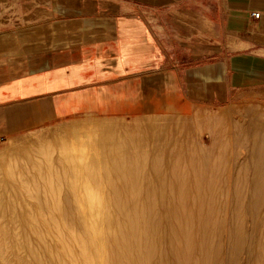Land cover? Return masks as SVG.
I'll return each mask as SVG.
<instances>
[{"label":"crops","instance_id":"obj_1","mask_svg":"<svg viewBox=\"0 0 264 264\" xmlns=\"http://www.w3.org/2000/svg\"><path fill=\"white\" fill-rule=\"evenodd\" d=\"M249 101L264 105V0H0V138Z\"/></svg>","mask_w":264,"mask_h":264},{"label":"bare ground","instance_id":"obj_2","mask_svg":"<svg viewBox=\"0 0 264 264\" xmlns=\"http://www.w3.org/2000/svg\"><path fill=\"white\" fill-rule=\"evenodd\" d=\"M211 121L212 125L206 132L208 136L218 142L228 141L231 146L218 150L230 155L227 162L224 164L223 156L218 154L211 160L209 170H205V161L191 156L189 160L168 164L172 170L154 169L149 173L122 171L119 167L131 163L119 150L114 156L94 152L95 156L86 162L89 152L86 148L72 157L62 142L69 136L73 150L77 151L79 142L94 136H91V130L65 127L55 131L57 141L61 142L58 145L61 154L57 160L83 169L75 170L70 166L60 173L48 171L69 176L65 179L17 181L56 186L33 185L29 188L22 185L17 186L18 190L12 185L3 187L8 193L0 192V201H7L4 204L0 202V264H201L199 261L206 264L211 257L222 258L232 234L230 223L234 205L239 203L243 209L252 196L253 188L264 186V129L255 132L260 137L257 143L248 144L249 147L245 148L238 142L252 134L241 124L224 121L221 117ZM40 139L39 142L42 141ZM36 141L11 143L8 152L0 156V174L9 176L46 158L44 151L51 147L50 143H44V148L39 143L38 149H33ZM197 148L200 150L199 146ZM243 150L250 151V154L239 159L238 155ZM17 155L22 157L18 159ZM132 158L137 159V156ZM138 160H132V165L139 164ZM87 166H110L116 170L98 168L90 171ZM256 169L259 171L255 175ZM110 175L117 178L106 177ZM9 179V184L16 183L12 176ZM78 186H86L91 203L99 199L100 206L92 207L85 214L76 212L74 203L77 202ZM41 190L43 198L39 195ZM20 191L31 193L26 198L33 199L35 203L25 202ZM261 197L264 200V193ZM261 206L264 209V201ZM262 213L264 217V210ZM240 220L239 228L242 229L245 220ZM255 228L258 238L264 240V221ZM243 234L242 240L249 245L252 237L250 239L246 233ZM250 245L242 255H237V249L232 248L230 264H249Z\"/></svg>","mask_w":264,"mask_h":264},{"label":"rangeland","instance_id":"obj_3","mask_svg":"<svg viewBox=\"0 0 264 264\" xmlns=\"http://www.w3.org/2000/svg\"><path fill=\"white\" fill-rule=\"evenodd\" d=\"M211 2L215 3V0H211ZM192 4L193 3L186 2L185 4L182 5V7H188L191 6ZM263 114H264V105L262 103L249 101V102H243V103H238L235 105H229L223 107H203L197 109L194 113L186 116L143 115L137 117L131 116V117L114 118V117H99V116L91 115V116H79L76 119L63 120L61 122L49 124L43 128L26 132L12 138H7V139L3 138V140L0 142V156L8 152L7 149L11 145V143L18 144L20 143L19 141L24 142L26 140H31L34 142L37 140L35 142L36 145L32 146L33 149H38L39 143L43 144L42 147L44 148V143L47 142L50 143L51 147L45 148L47 149V151H44L46 153L45 156L46 158L43 157L39 163L34 162L32 164H29L25 168L15 171L13 174H10L9 176L4 173L0 174V179H1L0 188L2 189L4 186H11V185L15 186V190L17 189V186H22V185L28 186L29 188H33V185L40 187L56 186L51 184L50 185L45 184L42 182L35 184L33 183L26 184L17 181L31 180V179L36 181H40L41 179H58V178L65 179L68 178L69 176H64V175L61 176L59 174L60 171L68 170L69 169L68 167L70 166L75 170L83 169V168H79V166L77 165H71L69 164V162L60 163L57 160L61 154L60 152L61 149L58 148V145H60L61 142L57 141L58 136L55 135L54 132L59 129H63L65 127H69L72 129L77 127H85L91 130V134H92L91 136L94 135L93 136L94 138L88 137L83 141L79 142L77 146L78 147L77 151L73 150L71 146L72 145L71 139L69 138V136L68 137L65 136L66 138L63 139L62 142L64 147L67 149V153L70 154L72 157H74V155H76L77 153H82L83 150L86 148L90 152V153L88 152V156L85 159L86 162L89 161L92 157H94L98 151L100 152L99 154H110V155L113 154L112 156H114L116 152L119 150L120 154H124L125 157L127 158L126 160L131 163L130 165L119 167V169L122 171H128V172L134 171V173H140V172L149 173L158 169L159 170L163 169L165 171L172 170V167H169L168 164L172 165V163H174L175 161L181 162L182 160H187V159L189 160L191 156H193L195 160L205 161L206 162L204 163L206 167L205 170H209L210 166L212 165L211 160L213 159V157L217 156L218 154H221L223 156L224 161L226 160L225 162L222 161L224 164L227 162L229 154L228 153L222 154V152L218 150L219 148H228L229 146H231V143L228 141L218 142V140L216 139L212 140L210 135H209L210 137L208 136L206 132H208L209 128L212 125L211 120L221 117V119L224 121L232 120L237 122V124L238 123L241 124L240 126H242V128H244L246 131H249L252 134L251 137H247L245 140L242 139L240 142H238L239 146L247 148L249 147V145L251 144L253 145L257 143V138L259 136L257 137V135H255V132L258 131L260 132L262 129H264ZM257 116H260L261 118L259 120H255L254 118ZM38 139L42 141L39 142ZM198 146L200 150L197 148ZM263 148H264V143H263ZM262 152L264 153V151ZM244 154H250V151L243 150V153L240 156L238 155L239 159L243 158ZM133 155H136L137 159L132 158ZM15 157L20 159L22 155H17ZM207 159L209 160V162H207ZM132 160H138L139 164L132 165L133 163ZM143 162H146L147 166L146 164H143ZM153 164H159V166L154 167ZM145 167H147V170ZM98 168L99 170H107V171H112L113 169L116 170V168H112L110 166L109 167L87 166V169L90 171L98 170ZM174 169L176 168H173V170ZM55 170L59 173L57 174L48 173V171H55ZM138 170L140 172H138ZM226 170L230 171L228 168H226ZM258 171L259 170L256 169L255 175ZM11 176L14 178L16 183H12V184L8 183V180H10L9 178H11ZM106 177L109 179L117 178L111 175ZM153 177L155 176L153 175ZM142 178L144 179V176ZM190 185L191 183L189 185L187 184L186 186H190ZM262 188L264 190V186H255L253 188L254 191H252L251 193L252 196L250 197L249 195L250 197L249 201L246 205L242 207L243 209H241L239 203H236L234 205V211L232 213L233 219H231V223H230L232 234L230 240H228L225 245V253L222 255V258L211 257V259H209L206 262V264H224L225 262H226L225 264H230V260L232 257L231 256L232 248L237 249V255L239 254L242 255L250 244H251L250 247L252 248H251V252L248 254L250 260L249 264L252 263L264 264V258H263L264 256L261 257L262 255H264V252L262 253L264 249L263 248L264 240H260V238H258V232L257 230H255L256 229L255 226H259V224L261 225L262 221H264V217L262 213L264 209L261 206V203H263L264 201L263 197H261V194L264 193L262 192L263 191ZM5 191L6 190L3 188V191L0 192L5 193ZM41 191L42 192H40L39 195L40 197L43 198L44 193L43 190ZM20 193H22L23 196L25 197V202L27 200L26 198L27 195L31 194L27 191L24 192L20 191ZM76 196H77V202L74 203L76 212L85 214L92 207L100 206L101 202L99 199H95L94 203H91L89 197V191L86 190V186H78L76 189ZM0 202L2 204L7 203V201L4 200H1ZM28 202L29 203L31 202L32 204L35 203L33 199H28L27 203ZM18 203H21V201H18ZM239 209L243 211L242 212L243 214L239 212L240 211ZM258 216L260 221L259 219L257 221ZM240 219L245 220V223L241 225L243 230L239 228V221L241 223ZM247 220L249 221V223H246ZM253 229L255 230L254 232ZM243 233H246L248 237H250V239L252 237V240H250L251 242L249 245H246L244 240H242L244 235ZM254 238L256 239L254 240ZM257 238H258V243H257ZM260 245L263 247H261ZM257 251L261 254L257 253ZM101 253H103L102 255L104 256V252L102 250ZM199 263L202 264V261H199Z\"/></svg>","mask_w":264,"mask_h":264},{"label":"built area","instance_id":"obj_4","mask_svg":"<svg viewBox=\"0 0 264 264\" xmlns=\"http://www.w3.org/2000/svg\"><path fill=\"white\" fill-rule=\"evenodd\" d=\"M250 17H251L252 19L255 20V19H257V18L259 17V13H258V12L251 13V14H250ZM148 22L151 23V22H153V21H152L151 19H149ZM2 140H3V138H0V142H1Z\"/></svg>","mask_w":264,"mask_h":264}]
</instances>
